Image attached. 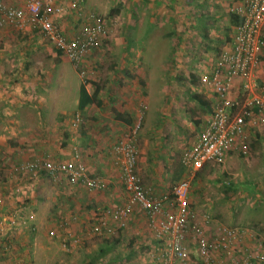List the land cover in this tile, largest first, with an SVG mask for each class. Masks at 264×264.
<instances>
[{
	"label": "rangeland",
	"instance_id": "1",
	"mask_svg": "<svg viewBox=\"0 0 264 264\" xmlns=\"http://www.w3.org/2000/svg\"><path fill=\"white\" fill-rule=\"evenodd\" d=\"M25 1L12 0V3L18 5ZM221 1L161 0L158 5L157 0H87L83 10V13L94 11L101 14L105 20H108L109 27L100 49L91 54L93 61L87 63L91 66L87 73L81 75L74 69L83 80L87 77L101 88L107 110L114 105L123 108V115L130 120V123L126 126L123 124L120 130L121 138H117L118 136L112 135V129L106 125L91 130L87 128V123L81 122L72 132L76 146L82 152L102 146L103 142L99 145L93 144V137L90 139V144L85 139V136L94 133L95 137L102 135L101 138H106L104 144L107 145V149L113 140L117 138L116 140L119 141L125 134L136 129L138 163H141L139 162L141 158L146 157L143 167L153 170L156 166L160 170V183L163 184V188H167L163 196L166 197L164 201L166 204H169L172 198L175 181L171 180V177L180 167L181 153L198 134L195 120L202 111L192 100L191 94L205 93L200 74L209 70V66L215 62L227 42L230 17L229 13L225 14V11H221V7L230 12L232 5ZM54 2L65 4L66 0H54ZM153 4L158 11L164 9L167 15L165 17L156 15L157 11H153ZM219 13L223 14L219 16ZM78 14L66 10L54 17L57 26L67 37L73 34L77 18L82 16V11L80 15ZM36 32L34 31L33 35L36 53L32 61L42 59L44 63L40 65H44L43 71L48 74L60 57L51 44L37 30ZM38 34L41 36L40 39ZM38 40H42L43 46L40 47ZM258 65L259 68L264 69V47ZM33 66L39 67L38 63ZM67 66L68 70L62 81L67 84L66 93L72 98L74 93L77 95L79 79L72 66L70 64ZM140 81L145 84L143 88L140 86ZM164 86H166L165 92ZM238 95L241 97V94ZM248 128L249 136L245 151H232L225 155L222 161L206 162L197 169L198 172L187 170L188 174L184 172L180 178L185 177L190 181L189 198L193 197L197 205L205 207L206 211L201 210V215L204 217L208 214L207 224L210 226V231L224 227L236 228L242 231L239 246L248 247L256 254L263 248L258 242L264 240V131L258 124H250ZM65 129L68 131V128ZM65 129L60 127L59 135L62 140L67 141ZM48 148L50 149V146H43V150ZM226 157L229 159L227 160ZM53 160L60 161L55 158ZM138 163V176L144 185H147L141 176ZM19 166L12 167L20 174L24 173ZM117 172L121 180L119 167L115 173ZM29 173L31 171L26 172ZM61 177L66 183L71 184L63 173L58 174L55 180L58 181ZM28 178L29 183L35 185V179ZM62 195H65L64 192ZM55 205H53L54 215H62L57 220L64 219L63 215L71 212L67 209L69 206L64 198L58 199V204ZM139 209L142 212H138L141 213L142 218H145L146 230L138 234V237L142 236V242H136L139 254L136 258L131 257L132 264L143 263L145 257L149 262L145 254L152 251L156 245V241L147 229L145 211ZM147 234L150 238H147ZM145 241H149L153 246L151 250L147 249ZM86 243L89 246L88 240ZM124 248L131 249L128 246ZM33 252L35 251L32 249L31 254L30 251L27 253L29 264H46V262L41 263L38 255H34ZM223 253H220L222 258L227 257ZM237 253L235 256H238ZM80 255L76 259V264H81L82 260H85L82 259L83 254ZM190 256L194 260L193 254ZM227 258L226 264H229L231 261L229 257ZM93 264H99V261L96 260Z\"/></svg>",
	"mask_w": 264,
	"mask_h": 264
},
{
	"label": "crops",
	"instance_id": "2",
	"mask_svg": "<svg viewBox=\"0 0 264 264\" xmlns=\"http://www.w3.org/2000/svg\"><path fill=\"white\" fill-rule=\"evenodd\" d=\"M5 1L12 2V0ZM222 1L231 5L240 2V0ZM157 3L159 5L161 0H157ZM153 6V11H157L156 15H162V17L167 15L164 9L158 11L155 4ZM221 11H225V14L229 13L228 9L222 7ZM222 14L219 13V16ZM34 31L36 32L28 25L20 29L11 25L0 26V264H29L27 253L30 251L31 254L32 249L35 251L34 255H38V260L46 264H76V259L81 256L80 253L83 254L82 259L85 258L81 264H93L97 258L99 264H132L131 257L136 258L139 254L136 242H142V236L138 237V234L146 230L145 218H142L141 213L138 212L141 211L139 209L141 207L136 203L131 204L132 211L126 219V229L118 227L114 217L106 212L115 206L130 202L129 195L119 179V172L115 173L118 166L111 150L116 139L121 138L120 130L123 124L129 125L117 119L115 115V112L123 114L124 109L114 105L107 110L101 88L93 81L89 82L86 88L91 94L96 85L99 87L96 96L99 103L92 102L83 109H79V86L87 77L83 80L71 62L63 55H59L60 59L55 62V67L45 74L44 65H40L44 63L42 59L32 61L36 53ZM14 37L16 39H13ZM38 37L41 38L39 34ZM38 42L40 47L43 46L42 40ZM50 58L51 63L52 56ZM91 60L87 59V63ZM36 63L39 67L33 66ZM67 64L72 66L79 79L77 95L74 93L72 98L66 93L67 84L62 81L68 70ZM161 79L165 80L164 77ZM252 79L262 84L264 69L257 67ZM107 85L109 86V83ZM165 90L166 86L163 87L164 92ZM232 90L236 95L241 94V98L247 93L243 87V81L239 79H234ZM142 91L144 92L143 89ZM205 93L202 95L210 103L212 96L208 88H205ZM251 110L253 111V108ZM77 114L80 115L83 124L87 123L88 129L106 125L112 129V135L118 136L106 149L107 145L104 144L106 138H101L102 135L95 137L94 133H90L85 136L89 144L93 137V144L99 145L103 142L102 146L99 145L98 148L89 149L87 152L86 150L82 152L78 148L86 173L102 179L104 187H89L80 180L69 184L62 177L56 181V177L50 176L43 170L29 174H26L27 171L24 170V173L20 174L13 169L14 166L25 162L40 161L46 154L62 162L72 161V150L77 147L72 132L79 127V125L74 127L72 122ZM208 114L202 112L197 117L199 119L197 133ZM253 116L255 115L251 114L250 122L255 121ZM251 124H258L260 127L259 123L251 122ZM60 127L68 128V131L64 130L68 136L67 141L61 139ZM44 145L50 146V149L43 150ZM226 159L229 158L226 157ZM144 160L147 158H141L139 160L141 163L138 164L141 176L147 183L146 186L152 189L154 196L163 197L167 188H163V184L160 183V170L156 166L153 170L143 167ZM184 172L188 174L185 168ZM28 177L35 179V185L29 183ZM60 198L66 199V204L69 206L67 209L71 212L63 215L64 219L57 220L62 215H54L53 205H57ZM192 198L190 196L189 200L195 214V221L210 231V226L207 224L208 214L204 217L201 215V210L206 211L205 207L197 205ZM102 218L114 228L111 234L105 232L104 226H100ZM59 221L64 224L63 227L57 226ZM51 230L55 231L54 236L49 234ZM125 233L129 236L127 237ZM147 238H150L149 235ZM10 240L11 242H7ZM87 240L90 242L89 246H87ZM106 240H110L111 244L107 245ZM144 244L147 245L148 250L153 248L149 241H145ZM6 245L7 250H5ZM125 246L131 249L128 250L124 248ZM150 252L145 254L149 262L145 257V261L141 264H152ZM185 264H192V262L188 260Z\"/></svg>",
	"mask_w": 264,
	"mask_h": 264
},
{
	"label": "built area",
	"instance_id": "3",
	"mask_svg": "<svg viewBox=\"0 0 264 264\" xmlns=\"http://www.w3.org/2000/svg\"><path fill=\"white\" fill-rule=\"evenodd\" d=\"M86 2L67 0L65 4H58L54 0H26L16 5L0 0V26L11 25L20 29L28 25L36 29L84 75L89 69L88 57L102 44L107 32L102 15L92 11L83 13ZM66 10L79 15L82 11L83 18L76 37H67L54 20L56 15ZM230 10L240 20L231 26L229 40L215 62L209 70L200 74L204 88L209 89L212 99L208 117L200 126L197 138L183 149L180 156L181 165L189 172L196 171L206 162L222 161L230 151H245L247 126L251 122L259 123L264 130V82L259 84L252 79L264 47V0H240ZM234 79L243 81L247 93L242 98L233 93ZM251 114L255 115V121L250 122ZM80 123L81 118L77 114L72 125L77 127ZM135 131L125 134L111 147L130 202L106 212L114 217L118 227L125 228L126 219L132 211L131 204L136 203L145 211L147 229L156 241L154 250L149 254L152 264H185L188 260L194 264H226L227 257L231 261L229 264H264V240L258 242L263 247L262 251L254 254L250 248L239 246L242 231L224 227L210 232L195 221L189 200L188 178H180L173 184L169 204L164 202L166 197L156 198L151 194V189L144 185L137 173ZM20 170H43L52 177L63 173L70 182L80 180L89 187H104L102 179L86 173L77 147L72 150L70 162L55 161L46 154L41 161L21 164ZM100 221L105 232L111 234L113 227L103 218ZM58 225L62 227L64 224L60 221ZM49 234L54 236L55 231L51 230ZM222 252L227 257L222 258ZM192 254L194 260L191 259Z\"/></svg>",
	"mask_w": 264,
	"mask_h": 264
},
{
	"label": "trees",
	"instance_id": "4",
	"mask_svg": "<svg viewBox=\"0 0 264 264\" xmlns=\"http://www.w3.org/2000/svg\"><path fill=\"white\" fill-rule=\"evenodd\" d=\"M236 1H238V0H236ZM92 12H94V11H92ZM95 13V12H94ZM97 13V12H96ZM79 15V14H78ZM101 15V14H100ZM229 17H230V19H229V27L228 28H231V26L232 25H234V24H237L238 22H239V17L235 14V13H233L232 11H230L229 12ZM82 18H83V15L82 16H80V17H78L77 18V21H76V28H75V30L72 32L73 34L71 35V36H69L70 38L71 37H76L77 35H78V33H79V23L82 21ZM105 19V18H104ZM106 22H105V27H106V30L108 29V27H109V24H108V20H105ZM230 31V30H229ZM229 33V32H228ZM104 40V39H103ZM229 40V37L227 38V41ZM103 43V42H102ZM100 49V46L97 48V49H95L94 51H93V54L96 52V51H98ZM55 52H56V54L59 56V55H62V52L60 51V50H55ZM88 59H91V55H90V58H88ZM91 61H93V58H92V60ZM56 62H57V60H56ZM90 66V65H89ZM91 67V66H90ZM87 72V71H86ZM89 82H91V81H89L87 78L83 81V82H81V84H80V86H79V97H78V108L79 109H83L87 104H89V103H92V102H96V103H99V101H98V99L96 98V96H97V93H98V90H99V87L96 85L95 86V88H94V92L93 93H89L88 91H87V88H86V85L89 83ZM140 85H142V86H144V83H143V81H140ZM191 98H192V100L197 104V106L200 108V110L202 111V112H204V113H209V111H210V103H209V101L205 98V96L204 95H202V94H200V93H192L191 94ZM115 115H116V118L117 119H119V120H122V121H124V122H126V123H130V120L129 119H126L125 117H124V115L122 114V113H120V112H115ZM195 123L196 124H198L199 123V119L197 118L196 120H195ZM184 173V167L181 165V163H180V167L174 172V175H173V179H175V180H177V179H179L180 178V176L182 175ZM174 180V181H175ZM60 222V221H59ZM59 222L57 223V226L58 227H60L58 224H59ZM64 226V225H63ZM62 226V227H63ZM7 242H11V240L10 241H7ZM106 242H107V245L108 244H111L110 242V240H106ZM100 256V255H99ZM96 260H98V258L96 259Z\"/></svg>",
	"mask_w": 264,
	"mask_h": 264
}]
</instances>
